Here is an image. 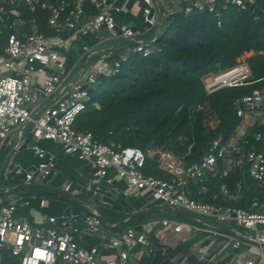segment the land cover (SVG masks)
<instances>
[{"label": "built area", "instance_id": "built-area-1", "mask_svg": "<svg viewBox=\"0 0 264 264\" xmlns=\"http://www.w3.org/2000/svg\"><path fill=\"white\" fill-rule=\"evenodd\" d=\"M140 1L143 20L149 26L142 32L116 23L115 14L121 10L118 0H89V7H85V0H0V37L3 29L8 32L4 43L0 44V140L7 139L14 130L29 126L30 138L35 142L30 150L37 159L30 169L11 160L2 173L20 176L24 185H44L55 168L54 157L36 142L59 143L65 154L80 161L92 160L93 176L98 179L105 178L112 169L125 182L130 194L150 191L162 207L229 226L232 229L230 249H245L244 264H264V90L234 101L238 121L231 135L211 141L201 160L191 164L165 150L146 155L135 147L94 141L90 133L73 129L75 118L91 99L92 93L88 90L93 89L99 79L118 74L130 53L143 57L150 54L151 43L141 38L159 24L161 15L154 13L152 0ZM223 1L242 11L254 8L255 12L258 8L256 0ZM180 3L182 13L189 16L204 8L212 11L216 0H180ZM37 10L48 12L47 26L54 32L53 37L44 36L33 20L27 22L22 17L23 11L34 13ZM98 29H105L113 37L127 42L122 58L111 65L103 58L94 62L90 47L82 45L81 56L90 71L68 83L72 68L66 66L62 47L71 39L85 37ZM247 55L228 70L203 75L205 94L250 84ZM93 107L98 109V103H93ZM205 123L213 129L217 120L209 114ZM154 155L167 179L143 173L146 156ZM236 173L239 179L234 182L233 191L222 184L211 192L212 203L194 199V196L209 193L214 187L213 181ZM244 192L251 195L249 209L231 206ZM20 201L16 198L5 204L0 202V262L8 254L16 257L20 264H139L155 252L144 228L163 226L179 234L188 227L177 221L153 220L144 225L142 231L128 228L107 235L99 213L92 207L84 217L48 218L49 226L41 228L19 218ZM43 203L42 200L40 205ZM86 235L98 237V245L84 247L82 239Z\"/></svg>", "mask_w": 264, "mask_h": 264}, {"label": "trees", "instance_id": "trees-1", "mask_svg": "<svg viewBox=\"0 0 264 264\" xmlns=\"http://www.w3.org/2000/svg\"><path fill=\"white\" fill-rule=\"evenodd\" d=\"M84 5L89 7V0H85ZM256 5L259 14L254 8L242 11L225 5L223 0H216L212 11L204 8L189 16L183 13L172 16L150 42L149 55L130 53L118 74L99 79L86 109L75 118L73 129L90 133L94 141L135 147L146 155L165 150L184 158L187 164L200 161L211 141L218 137L227 139L231 135L238 121L234 101L264 90V0H256ZM22 17L27 22L33 20L38 32L44 36L53 37L54 32L47 26V11H23ZM7 33L3 29L0 44L4 43ZM248 53H252L245 59L251 73L250 84L205 94L201 82L203 75L228 70ZM93 103H98L99 108H94ZM199 106L203 108L195 110ZM208 112L217 120L213 129L205 123ZM142 171L146 176L168 178L158 168L154 156H146ZM238 179L236 173L213 181L214 187L209 193L194 196V199L212 203L213 190L225 184L233 191V184ZM16 185L0 178V193ZM17 194L49 199L54 196L49 191L22 189L0 197V200ZM250 198L251 195L244 192L231 206L248 210ZM96 210L105 220L103 229L107 235L134 229L150 220L182 218L184 213L175 210L147 215L117 227L129 216L103 207ZM88 214L86 210L80 217ZM98 242L99 238L92 235L82 239L84 247H94ZM146 259L139 264H147ZM0 264L20 262L6 254Z\"/></svg>", "mask_w": 264, "mask_h": 264}, {"label": "crops", "instance_id": "crops-1", "mask_svg": "<svg viewBox=\"0 0 264 264\" xmlns=\"http://www.w3.org/2000/svg\"><path fill=\"white\" fill-rule=\"evenodd\" d=\"M117 4L121 9L115 14L117 24H126L141 32L149 28L142 17L143 4L140 0H118ZM152 4L154 13L161 15V20L141 39L146 38L154 30L155 35H158L172 16L182 13L180 0H152ZM82 45L90 47L92 61L96 62L103 58L111 65L122 58L127 42L120 37H113L105 29H98L85 37H76L71 39V42H66L61 50L66 59V66L78 72V76L90 71L88 64L81 56ZM72 81L68 80V83ZM29 130V126H24L21 131L14 130L7 139L0 140V178L3 181L17 183L18 185L14 188L24 185L22 178L14 173L4 175L2 171L8 168L11 160L20 164L24 169H30L36 164L37 159L30 150L35 142L31 140ZM36 145L51 154L55 163L54 170L42 184L61 192L62 195L50 192L54 196L49 199L43 196L17 194L18 196L12 195L0 200L2 204H5L20 198L18 216L26 219L33 226L47 228L48 218L81 216L86 210L90 212L92 207L112 209L128 215V219L142 211L166 209L159 205L150 191L130 194L125 182L118 178L112 169L107 171L105 178L98 179L93 176L95 165L92 160L80 161L75 156L67 155L63 152L61 145L56 142L40 140L36 142ZM66 187L69 188L68 191L64 190ZM42 200L44 203L41 206ZM25 202L27 205L24 204ZM167 211H175V209L164 212ZM155 220L177 221L185 223L188 227L179 234L163 226L143 229L144 225L153 220L135 227L137 231L143 229L155 249L154 254L146 259L147 264H242L247 258L245 249L231 250L229 248L232 229L227 225H217L185 212L182 213V218L171 217ZM170 234L178 237L173 243L167 242ZM197 238L202 242L199 250L188 244L189 241ZM185 253H194V256L190 258ZM107 255L110 254L107 253ZM235 257L239 259L233 262ZM132 258L131 256L130 259Z\"/></svg>", "mask_w": 264, "mask_h": 264}, {"label": "water", "instance_id": "water-1", "mask_svg": "<svg viewBox=\"0 0 264 264\" xmlns=\"http://www.w3.org/2000/svg\"><path fill=\"white\" fill-rule=\"evenodd\" d=\"M256 11L257 13L259 14L260 12H258V8H256ZM157 157L156 155H154V160L156 161ZM19 189H37V190H44V191H49V192H53V193H56V194H60L62 195L61 192L57 191V190H54V189H51L49 188L48 186H45V185H34V184H31V185H19L18 187L16 188H12V189H9L7 191H4V192H1L0 193V197H4L6 195H10L12 194L13 192H15L16 190H19ZM166 210H169V209H162V210H150V211H142V212H139L138 214L132 216L131 218H129L128 220L126 221H123L121 223H119L118 225H116L117 227L118 226H124L126 225L128 222L132 221V220H136L138 218H141L143 216H147V215H153V214H158V213H161V212H164ZM102 222L105 223V220L100 217Z\"/></svg>", "mask_w": 264, "mask_h": 264}, {"label": "rangeland", "instance_id": "rangeland-1", "mask_svg": "<svg viewBox=\"0 0 264 264\" xmlns=\"http://www.w3.org/2000/svg\"><path fill=\"white\" fill-rule=\"evenodd\" d=\"M154 36H155V30L152 32V33H150L148 36H147V38H143L142 39V41H144V42H152L153 41V38H154ZM248 57L250 56V53H248V55H247ZM4 73H6L5 71H4ZM77 76H78V72H76V71H72V73H71V76H70V78H69V81H72V80H74V79H76L77 78ZM92 91H93V89H89L88 90V92L91 94L92 93ZM183 221H185V220H183ZM177 236H175V234H170V236L168 237V240H167V242L168 243H170V242H172L173 243V241H175V240H177ZM202 242H201V239H195L194 241H189L188 242V244H190V245H193V246H195V248L196 249H200V244H201ZM230 248V247H229ZM223 250H225V249H223ZM187 256H189L190 258L192 257V256H194V253L192 254V253H185ZM237 259H239L238 257H235L233 260V262H235ZM241 262H243V260H241ZM244 262H245V260H244ZM244 262L242 263V264H244Z\"/></svg>", "mask_w": 264, "mask_h": 264}]
</instances>
